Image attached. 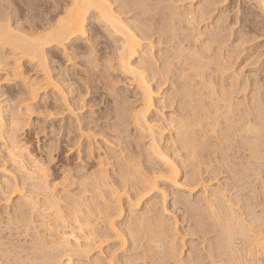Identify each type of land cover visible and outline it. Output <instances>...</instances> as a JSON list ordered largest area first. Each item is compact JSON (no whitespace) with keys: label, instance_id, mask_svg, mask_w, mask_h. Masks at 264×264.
Listing matches in <instances>:
<instances>
[{"label":"bare ground","instance_id":"obj_1","mask_svg":"<svg viewBox=\"0 0 264 264\" xmlns=\"http://www.w3.org/2000/svg\"><path fill=\"white\" fill-rule=\"evenodd\" d=\"M227 1L49 0L34 22L31 3L20 1L30 10L23 20L14 0H0V203L17 234L33 232L25 257L24 245L13 252L0 243V264L9 252L12 264H264V92L241 79L239 57L264 36V0H244L256 13L242 22L235 2L238 36L217 8ZM116 73L128 88L107 87ZM92 94L107 104L104 121L81 125L76 112ZM36 114L51 136L75 127L83 172L61 168L51 178L52 149L42 159L27 139L40 130ZM60 114L77 126L55 129ZM170 196L172 208L195 212L198 230L217 231L203 253L194 242L184 248L178 220L166 215Z\"/></svg>","mask_w":264,"mask_h":264},{"label":"rangeland","instance_id":"obj_2","mask_svg":"<svg viewBox=\"0 0 264 264\" xmlns=\"http://www.w3.org/2000/svg\"><path fill=\"white\" fill-rule=\"evenodd\" d=\"M16 3H15V5H16V8H15V6L13 5V6H11V11H13V12H17V15L19 16H17L19 19H22L23 18V20H25V16L24 15H26V16H28L29 15V13H30V17L28 16V18H26L27 19V21H29V20H31V16H32V19H40V20H42V18H45L44 17V15H45V13L43 12V15H42V12L41 11H43V10H45V12L47 11V9H43V8H46L47 7V5H46V3H45V5H46V7H38V6H42V5H40L39 4V2L41 3V4H44V2H47V1H49V0H47V1H45V0H36V1H34V3H33V1H32V3H33V5L34 6H32V3L30 2L31 0H20V1H25V3L27 4V5H29L30 3V5H29V9L33 12V9L35 10H39V9H41V11L39 10V12H35L34 14H32V12L27 8V7H25V3L23 4L22 2L20 3V1L19 0H14ZM38 1V2H37ZM52 1V3L53 2H58V4H59V2H60V0H51ZM234 1V2H233ZM237 0H228L227 2H226V4L224 5L223 3H219L218 5H219V7H217V8H219V10H222V11H224V15H225V23H226V25H228L229 24V28H231L232 30H231V33H233L235 36H238L239 35V32H240V29L238 28V25L236 24H234V22L233 21H235V17H236V14H235V11H233L232 9H233V6H235L236 5V2ZM239 2L237 3V4H239V7L241 8L240 10H242V15H240V21L242 22V21H244L243 19L244 18H247V20L248 21H250L252 18H254L255 19V13H256V10H253L254 8H252L249 4H247V2L246 1H244V0H238ZM244 1V2H243ZM18 2H19V4H18ZM232 2V3H231ZM246 2V3H245ZM14 3V2H13ZM29 3V4H28ZM52 3L50 4L49 2L47 3L48 5H49V8H50V5H52ZM61 3V2H60ZM36 4H37V7H35L36 6ZM247 4V5H246ZM18 5V6H17ZM24 5V6H23ZM44 5V6H45ZM230 5V6H229ZM250 6V7H249ZM30 7H32V8H30ZM232 7V8H231ZM25 8H27V10H26V12H25V10L24 9ZM38 8V9H37ZM230 8V9H229ZM23 9V10H22ZM251 9V10H250ZM15 10H17V11H15ZM30 12H29V11ZM246 12H245V11ZM29 13H28V12ZM249 11V13H247ZM217 12V11H216ZM255 12V13H254ZM24 13V14H23ZM251 13H252V17H251ZM229 14V15H228ZM248 14V15H247ZM249 14H250V17H249ZM24 16V17H23ZM235 16V17H234ZM246 16V17H245ZM244 17V18H243ZM30 18V19H29ZM235 18V19H234ZM36 19L35 20H33L34 22L36 21ZM38 19V20H39ZM229 19V20H228ZM38 20H37V22H38ZM39 20V21H40ZM233 26V27H232ZM260 24L258 25V26H256V28H260ZM259 34V35H258ZM263 33L262 32H260V33H257V34H255V35H258V36H253V37H257V38H255V39H252V41L251 40H249L247 43H244L240 48H241V50H244L241 54H240V60H241V67H243V69H242V73L243 74H241V79H243V80H247L248 79V81L250 82H256L257 81V83H259V85H260V87H261V92H264V68L262 69L261 67H263L264 66V36L262 35ZM232 39V38H231ZM245 47V48H244ZM249 52V53H248ZM260 52V53H259ZM263 55V56H262ZM262 56V57H261ZM254 57V58H253ZM258 57H259V59H258ZM261 57V58H260ZM251 61H250V60ZM78 60V59H77ZM254 60V61H253ZM258 60V61H257ZM81 60L79 59V61H77V62H80ZM251 63H250V62ZM257 61V62H256ZM76 62V63H77ZM248 63V64H247ZM255 63V64H254ZM262 64V65H261ZM60 65H61V67H59V69L62 71V70H64L63 68H64V63H62V62H60ZM246 65V66H245ZM249 65V66H248ZM259 68H261L260 70H259ZM66 69V68H65ZM117 74V73H116ZM245 74V75H244ZM120 74H117V76L115 75L114 76V79L115 78H117L116 79V81L113 79V77L111 78V80H110V78L108 77V79H106V81H107V83H106V85H107V87L109 86V85H112V84H114L113 82H115V84L114 85H112L111 87H113L114 88V86H115V88L117 89H123L124 87H126V86H128V84H129V82L128 81H126L125 79H124V77H122V76H119ZM247 75V76H246ZM258 75V76H257ZM119 77V78H118ZM255 77V78H254ZM255 80H254V79ZM113 80V81H112ZM125 80V81H124ZM261 80V82H262V84H261V82H259ZM111 82V84H109V82ZM120 81V82H119ZM123 82H125V84L123 85L122 83ZM117 83H119V85L117 84ZM121 83V84H120ZM116 84H117V86H116ZM127 84V85H126ZM121 86V87H120ZM2 87V86H1ZM123 87V88H122ZM130 88L129 89H132L133 88V86H129ZM109 88H110V86H109ZM126 88H128V87H126ZM3 89V90H2ZM2 91H6L5 90V88H3L2 87ZM84 92H86V91H84ZM83 91H81V95H82V93H84ZM127 94H130L129 92L127 93ZM91 95V94H90ZM88 96L90 99L92 98V97H94V95L92 94V96ZM77 95H73V96H68V101H69V103H75L76 101V104H78V101H80V98H79V100L77 99ZM88 97L87 98H81V100H83L84 99V103H83V105H86V103H87V106H85L83 109H82V112L81 111H77L76 112V114L78 115V117H77V119L82 123L81 125H85V122L87 123V121H89V120H91V119H93L92 121H94V122H98V123H103V121H104V119H102V116H103V113H104V116H105V114H106V111H105V107L104 106H106L107 104L106 103H103L102 105H101V103L100 102H98V100L99 99H96L95 100V104H97V106H95V104H94V102L92 103V99H94V98H92L91 100H89V101H87L88 100ZM75 99H77V100H75ZM86 101V102H85ZM97 101V102H96ZM93 104H91V103ZM75 104V105H76ZM91 104V105H90ZM99 104V105H98ZM106 104V105H105ZM90 105V107L88 108V106ZM109 107V106H108ZM108 107H106V110H107V108ZM93 108V109H92ZM111 108V107H110ZM109 108V109H110ZM101 110V111H100ZM89 111H92V113L91 112H89ZM89 113V114H88ZM80 114V115H79ZM88 114V115H87ZM38 114H36V115H34V116H31V119L36 123V130H37V128H39L40 130L38 131V132H32V131H30V133L28 132V137H27V139L29 140V145H30V149L31 150H33L34 151V153L35 154H41L42 156H45V157H42L41 155V157H42V159H45L47 156H48V152H47V150L49 149H52V150H50V151H52V155L53 156H55L56 157V159H55V161H54V163H56V164H48V167L47 168H50L49 169V173L52 175V179L54 178L55 179V177H56V180L59 178V177H62L61 176V174H60V172L62 171V169L63 168H65L66 170H68V171H70V170H74L73 172L74 173H76L77 171H76V169L77 170H79L80 168H81V171L83 172V166H84V164H82V163H84V161L85 160H83V155H84V152H83V146H79L78 144H76L75 145V143L78 141L77 139H78V133L76 132V129H75V127H73V129H72V133L70 134L68 131V133L71 135H67V133H64L65 135L62 137V135H61V133H60V136L59 137H56L54 134V136H51L49 133H48V131H46L45 130V132L43 133L42 131V129L41 128H44V127H46L48 124L47 123H44V121L42 120V122L41 121H39V120H41V119H39L38 120V118H40V116L38 115ZM61 115V114H60ZM58 115V116H56V117H59V118H56L55 117V119H58V120H55V125L53 126V127H55V129H58V128H60V127H65V129H67V125H68V123H71L72 124V126H73V124L75 123V121H74V119L75 118H72L70 115ZM91 115V116H90ZM94 115V116H93ZM64 118H63V117ZM70 116V117H69ZM83 117V118H82ZM91 117V118H90ZM94 117V118H93ZM37 118V119H36ZM72 118V121L70 120V121H68L69 119H71ZM61 119V120H60ZM68 119V120H67ZM83 121H82V120ZM99 119V120H98ZM97 120V121H96ZM103 120V121H102ZM68 121V122H67ZM40 123V125L39 124H37V123ZM33 123V122H32ZM38 125V126H37ZM58 125H61V126H58ZM75 126H77L76 124H74ZM57 127V128H56ZM74 130V131H73ZM49 135H48V134ZM75 135V136H74ZM45 136V137H44ZM55 137L56 138H58V139H55ZM54 139H55V141H54ZM75 140V141H74ZM58 143L57 144V146H56V143ZM66 142H67V144H68V142H69V146L67 147V145H66ZM72 143V144H71ZM84 143V142H83ZM74 144V145H73ZM66 145V146H65ZM70 145H72V146H70ZM82 145H84V144H82ZM45 146H46V148L48 147V146H50V147H54V152H53V147L52 148H50V147H48V149L47 150H45L46 148H45ZM75 146V147H74ZM55 147H57V148H55ZM45 148V149H44ZM71 150L69 153H67V152H65V151H67V150H69V149ZM73 148V149H72ZM43 149V150H42ZM77 150H81V154H80V159L79 160H76L77 159V157H76V154H77ZM49 151V152H50ZM51 153V152H50ZM50 153H49V155H50ZM67 153V154H66ZM46 154H47V156H46ZM59 154V155H58ZM57 155H58V157H57ZM82 160H83V162H82ZM81 163V164H80ZM82 165V166H81ZM144 165V164H143ZM67 167V168H66ZM68 167H70V168H68ZM80 167V168H79ZM143 167V166H142ZM62 168V169H61ZM79 168V169H78ZM59 169H61V170H59ZM142 169V168H141ZM80 171V170H79ZM72 171H70V174H73V173H71ZM262 172L263 173H261L262 174V179H264V170L262 169ZM261 174H260V176H261ZM205 175V176H204ZM225 175V176H224ZM59 176V177H58ZM208 176V174H203V177L204 178H206ZM220 177H218V178H222L223 177V181L222 180H220V182L221 183H223L224 182V179H225V177L227 176L226 174H223V175H219ZM260 176H259V179H258V181L257 182H254V184L255 183H258V184H255L256 186H257V188L258 187H261V182L262 181H264V180H261V178H260ZM50 178V179H51ZM226 180V179H225ZM260 180H261V182H260ZM161 181L162 180H159L158 182L159 183H161ZM246 182H248V180L246 181ZM162 183H163V181H162ZM212 185H213V183L214 182H210ZM229 183V182H228ZM263 183V182H262ZM243 184L244 183H242L240 186H241V189H240V187H239V189L240 190H242V188L244 189L243 191H246V192H243V193H245V195H249V198H250V202L252 201V206H251V208L252 207H254V211H260L259 209H260V207H258V208H255L256 207V205H254V198L252 199V197L254 196L253 194H252V190H251V188H247L248 186L245 184L244 186H243ZM167 186V187H166ZM247 186V187H246ZM262 189H261V191L262 192H264V183H263V185H262ZM214 188V187H213ZM250 189V190H249ZM259 189V188H258ZM260 189H259V191H260ZM165 190H166V192L167 193H170L171 191V189L168 187V185H165ZM168 190V191H167ZM250 191V193L248 194V192ZM242 193V194H243ZM247 193V194H246ZM199 194H200V192H199ZM198 193L196 194V196H198L199 195ZM251 196V197H250ZM261 197H264V195L263 196H261ZM171 196L169 197V198H167V201H168V203H166V206H167V212H166V215L171 219L172 217V219H174L175 220V218H176V220H178V221H176L177 222V227H178V230H180V231H178V232H180L181 233V235H182V237H181V235H179L181 238H184L183 239V241H187L186 243V245H185V249H187V245L189 244V242H191L192 244H196L197 246H199V247H197L195 244H194V246H196L197 248H199L198 250H201V248L203 249L204 247L207 249V246H206V244L208 245V242H205V238L207 239L206 241H208L209 240V237L211 238V240H212V238H214V236L216 237L217 236V231L215 230V231H213L214 230V228L213 229H210V227L207 229V230H209L207 233H205V231L204 232H202V230H198V229H200V228H198V226L196 225V219H198L199 217H197L196 218V216H195V219H194V214H195V212H193L192 213V211H188V212H186V213H182V209H180V207H175V208H172V206H171ZM263 199V198H262ZM124 200V201H123ZM122 204H124V208L126 207V200L123 198L122 199V202H121ZM1 205H0V221H1V223H0V243H3V247H4V249L6 250V248H7V250L8 251H11L12 249H13V247L15 248V246H16V244H17V248H20V246H21V248H22V246H23V248L20 250V255H22L23 257H25V255L28 253H30V247H31V241L32 240H30L29 238H31L32 237V231L31 232H29L28 234H29V236H31V237H29V236H23L22 234H17V232L18 231H16V230H14L15 228H14V226L12 225H10V224H8L7 225V213H6V215H5V211H4V204L3 203H0ZM254 205V206H253ZM168 211H170V212H168ZM182 213V214H181ZM188 214H189V216H188ZM190 214H191V216H190ZM193 214V215H192ZM184 215L186 216V220H184V219H182V216L184 217ZM2 216V217H1ZM193 216V217H192ZM5 217V218H4ZM192 218V219H191ZM171 219V220H172ZM5 220V221H4ZM182 220V221H181ZM191 220V221H190ZM196 222H195V221ZM263 220H264V218H263ZM2 221H3V223H5V224H3L2 223ZM173 221V220H172ZM187 221V222H186ZM189 222V223H188ZM193 222V223H192ZM185 223H187V224H185ZM195 223V224H194ZM208 224H211V222H207ZM193 224V225H192ZM4 225H5V227H4ZM9 226V227H8ZM195 226V227H194ZM196 226H197V228H196ZM8 227V229H4V228H7ZM11 227V228H10ZM189 227H192L191 228V230H189L190 228ZM263 228H264V222H263ZM10 229H11V232L9 233L8 231H10ZM256 230V229H255ZM5 233H3V232ZM15 231V232H14ZM188 232L189 233V231H190V233L192 234H188V233H186V236H185V233L184 232ZM191 231H193V233L191 232ZM211 231V232H210ZM202 232V233H201ZM214 233L213 235L212 234H209L208 235V233ZM216 232V233H215ZM31 233V234H30ZM184 235H183V234ZM203 233H204V235L206 234L207 236H208V238H207V236L205 235H203ZM8 234V235H7ZM195 234V235H194ZM198 234H200V235H198ZM216 234V235H215ZM15 237H14V236ZM203 235V236H202ZM212 235V236H211ZM4 236V237H3ZM18 236H20V237H18ZM8 237V238H7ZM13 237V238H12ZM204 237V238H203ZM8 240V241H7ZM20 240L22 241V242H20ZM16 241V242H15ZM28 241V242H27ZM196 241V242H195ZM237 241V242H236ZM241 241H242V239H241ZM244 241V240H243ZM9 242H10V244H12V245H10L9 244ZM20 242V243H19ZM29 242H30V244H29ZM194 242V243H193ZM235 243H237L236 244V246H241V243H240V239L238 240H235L234 241ZM5 243V244H4ZM16 243V244H15ZM198 243V244H197ZM206 243V244H205ZM9 246H8V245ZM19 244H21V245H19ZM240 244V245H239ZM13 246V247H12ZM200 246H202V247H200ZM11 247V248H10ZM28 251V249L30 250V251H26V250ZM25 251L24 252V254L23 253H21L22 251ZM204 251H206L205 249H203ZM7 251V252H8ZM13 251V250H12ZM14 252V251H13ZM13 252H9V254L12 256V258H13ZM187 252V251H186ZM201 252H202V250H201ZM261 253H260V258H262V257H264V250H262V251H260ZM262 252H263V254H262ZM203 253V252H202ZM9 255V257L10 258H7V259H9L8 261H4L5 263H9L10 264V262H11V264H12V260H11V256ZM262 255V256H261ZM4 260V259H3ZM11 260V261H10ZM245 260V259H244ZM3 262V261H2ZM3 262V263H4ZM205 262H209L207 259L205 260ZM206 263V264H207ZM244 263V262H243ZM242 263V264H243ZM246 263H249V262H245V264ZM251 264H253L252 262H250ZM249 263V264H250ZM218 264V263H217Z\"/></svg>","mask_w":264,"mask_h":264}]
</instances>
